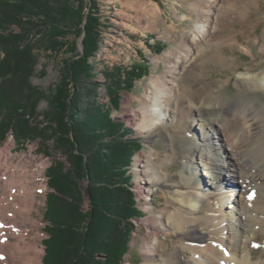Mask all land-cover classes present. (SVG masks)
<instances>
[{
	"label": "rangeland",
	"instance_id": "rangeland-1",
	"mask_svg": "<svg viewBox=\"0 0 264 264\" xmlns=\"http://www.w3.org/2000/svg\"><path fill=\"white\" fill-rule=\"evenodd\" d=\"M153 2L160 8V16L164 19L163 22L157 18L151 23L152 17L148 18L150 13L147 11ZM96 3L99 20L97 27L99 33L98 48L88 59L91 71L85 82H81L79 103L82 104L83 108H87L91 104L92 106L100 104L102 108L109 109L110 116L122 122L123 126L129 130V135L132 138H137L142 145L139 152L133 155L129 167L131 190L137 202L136 207L142 211V216L131 219L134 229L130 235L129 251L124 255L121 264H144L142 244L151 228L146 223L150 212L145 206L148 205L156 209H164L165 207L172 209L173 207L169 204L166 206V199L159 190L165 189L163 186L162 188L158 186L153 193L146 197L138 195V188L135 183L137 179L135 157L142 153L149 157L152 156L151 162L159 166L164 179L166 178L165 183L173 182L175 180L173 173L181 169L183 171V158L186 154L183 133L191 138L196 133L200 139L199 125L201 121H198L197 117H193V125L184 131L181 128H185V124L180 121L176 123L165 121L151 130L140 129L137 126V118L139 117L138 112L143 94L149 89H153L152 79H164L165 74H167L166 62L171 64L176 62L179 63L178 66L181 69L177 68V72L174 74L172 90L175 96L180 98L183 94L192 95L198 88L204 89L212 86L216 81L220 86L214 87V94L231 101L242 98L252 100L257 106H262L264 110V88L246 85L242 79L243 74L247 71L261 73L264 70V0H96ZM88 9V0H84V12H88ZM208 9H210L209 12ZM203 12L206 13L205 16L208 19V32L195 41L196 44H193L190 35L196 26L195 22L201 21ZM84 23L85 20L80 24L82 28ZM155 25L159 26V29L169 25L168 36L157 32L154 28ZM40 36L41 34L29 37L30 43H32L31 50L36 60L30 81L32 85L43 90L44 94H48L50 91L56 90L65 74L64 60H74L82 53L83 33L79 35L68 33L64 36L55 37L57 47L54 50H48L44 46L48 42L47 39H42ZM157 36L160 41H156ZM71 47L74 49H70ZM186 50H188L189 58H187V63H181L178 57L186 53ZM192 60L193 64L198 60L197 62L202 68L197 66L188 74L187 68H189V62ZM137 70H142L144 75L133 80L129 89L115 88L116 81H125L131 73L134 74ZM68 81L67 87L68 90H71V87L75 85H72L70 80ZM120 85L122 84L120 83ZM111 90H115L119 96L118 107H114L111 101L113 97ZM178 109L177 101H171L167 114L176 116ZM48 110L47 101L40 100L36 108L37 115L31 117V124L43 131V128L46 127L43 112ZM133 111L137 115L134 118L131 115ZM48 133L49 130H46V134L50 138L44 133L45 137L39 135L34 140H16L8 133L0 140V150L6 146L10 147L7 157L10 164H21L29 172H34L30 182V186L32 185L31 187L34 188V190L32 189L34 191V207L31 209L29 218L36 220L35 232L38 233L37 242L41 250L38 264H43V239L47 237L45 232L47 222L43 218V213L46 194L50 189L47 185L45 172L51 166H57L59 163L63 165L62 172H66L71 167L66 156L61 152L62 150L55 147L56 142ZM240 134L243 136L242 132ZM214 139L216 138L214 137ZM170 140L173 149L170 148ZM194 140L200 142L195 138ZM171 153H173L174 159L170 164H167L165 160ZM195 160L196 173L194 179L199 184L194 191L198 193V197L205 204V195L212 190L211 185H208L212 183V180L207 175L209 171L205 169L204 162L198 158ZM204 173L206 175L203 178ZM229 174H231L230 171L221 170L222 180L231 181L235 184V179H231ZM72 179L75 180L81 192L88 186V177L78 179L72 174ZM222 182L218 183V193H226L227 197L224 201L223 199L220 200L223 202L221 213L236 207V201L241 194L239 185L234 186L235 190L233 189L234 191L231 193V185H226L231 189L226 191V188L221 185ZM83 192L80 208L83 210L82 212H86L89 201ZM237 193L238 196L235 197ZM160 238L168 245L170 244L169 238L165 236L163 231ZM227 241L228 239L223 241L226 251H228ZM97 256L100 259L105 257L102 254Z\"/></svg>",
	"mask_w": 264,
	"mask_h": 264
},
{
	"label": "bare ground",
	"instance_id": "bare-ground-1",
	"mask_svg": "<svg viewBox=\"0 0 264 264\" xmlns=\"http://www.w3.org/2000/svg\"><path fill=\"white\" fill-rule=\"evenodd\" d=\"M202 14L190 35L193 44L208 32L207 16L205 12ZM188 50L178 57L181 63H187ZM197 61L189 62L188 74L197 66L202 68ZM178 65L166 62L164 79L151 80L153 89L143 94L137 126L151 130L165 121H180L185 124V128L179 126L184 131L193 125V117H197L201 121V136L199 139L195 133L191 138L183 133L186 149L183 171L173 173L175 180L171 183H165L159 166L151 162L152 156L142 153L135 157L138 195L146 197L163 186L165 189L159 190L166 199V206L173 207L145 206L150 212L146 223L151 228L142 244L144 264H264V110L252 100L231 101L214 94V87L220 86L216 81L213 87L198 88L192 95L175 96L172 85L177 68L181 69ZM242 79L246 85L264 88V70L261 73L247 71ZM174 100L179 108L177 115H173L175 118L167 114ZM131 115L134 118L136 112ZM170 146L173 149V144ZM9 151L8 146L0 150V264H38L41 250L35 232L36 220L29 218L34 207V188L30 186L34 172L21 164H10ZM195 158L204 162L212 180L208 184L212 190L206 193L205 204L194 191L199 184L194 179ZM173 159L171 153L165 161L170 164ZM221 170L230 171L229 176L236 183L222 180ZM219 182L226 191L232 189L231 193L234 186L239 185L241 189L237 206L222 213L220 200L224 201L227 196L218 193ZM162 231L169 238V245L160 238ZM227 239L228 251L223 244Z\"/></svg>",
	"mask_w": 264,
	"mask_h": 264
},
{
	"label": "trees",
	"instance_id": "trees-1",
	"mask_svg": "<svg viewBox=\"0 0 264 264\" xmlns=\"http://www.w3.org/2000/svg\"><path fill=\"white\" fill-rule=\"evenodd\" d=\"M88 3L84 12V0H0V140L8 133L16 140H34L49 130L71 166L62 172L59 163L45 172L50 190L43 213L47 222L43 264H121L134 229L131 219L142 216L129 173L141 143L110 116L109 109L100 104L83 108L79 103L81 82L91 71L88 59L97 51L99 38L98 6L96 0ZM68 33H83V51L74 60H64L65 74L58 87L44 94L30 81L36 60L29 37L41 34L48 41L44 46L54 50L55 37ZM143 75L137 70L114 86L129 89ZM68 80L75 85L71 90ZM114 92L111 101L118 107ZM40 100L49 106L43 112L44 133L30 121ZM72 174L88 177L82 191L89 201L86 212L80 208L82 192ZM101 254L103 259L97 256Z\"/></svg>",
	"mask_w": 264,
	"mask_h": 264
},
{
	"label": "crops",
	"instance_id": "crops-1",
	"mask_svg": "<svg viewBox=\"0 0 264 264\" xmlns=\"http://www.w3.org/2000/svg\"><path fill=\"white\" fill-rule=\"evenodd\" d=\"M147 12H149L150 14L148 15V18L150 17H152L151 18V23H153L157 18H159L160 19V21H164V19L160 16V13H161V10H160V8L157 6V4L156 3H152V4H150V9L147 11ZM198 22V21H197ZM197 23L195 22V25H196ZM154 25V24H153ZM157 25H159V24H157ZM157 25H155V29L157 30V32H161V33H163L164 34V36H168V34H169V25H167V26H165L164 28L162 27V28H158L159 26H157ZM157 27V28H156ZM163 36V37H164ZM156 41H160L159 40V37L157 36L156 38Z\"/></svg>",
	"mask_w": 264,
	"mask_h": 264
},
{
	"label": "snow or ice",
	"instance_id": "snow-or-ice-1",
	"mask_svg": "<svg viewBox=\"0 0 264 264\" xmlns=\"http://www.w3.org/2000/svg\"><path fill=\"white\" fill-rule=\"evenodd\" d=\"M0 258H2V257H0Z\"/></svg>",
	"mask_w": 264,
	"mask_h": 264
}]
</instances>
